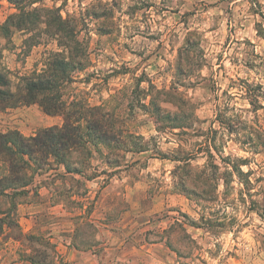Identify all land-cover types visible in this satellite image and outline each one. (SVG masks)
<instances>
[{"label":"rangeland","instance_id":"374dc122","mask_svg":"<svg viewBox=\"0 0 264 264\" xmlns=\"http://www.w3.org/2000/svg\"><path fill=\"white\" fill-rule=\"evenodd\" d=\"M26 2L0 66L72 58L64 99L127 130L84 161L117 165L118 264H264V0Z\"/></svg>","mask_w":264,"mask_h":264},{"label":"crops","instance_id":"0c3cea01","mask_svg":"<svg viewBox=\"0 0 264 264\" xmlns=\"http://www.w3.org/2000/svg\"><path fill=\"white\" fill-rule=\"evenodd\" d=\"M6 8L13 9L10 4ZM63 123L62 116L47 114L36 103L0 110V135L13 149L14 134L27 140ZM22 156L27 167L19 181L5 180L10 165L0 156V180L6 185L0 191V264H118V228L111 213L118 199L112 174L117 165H86V157L78 163L75 153L64 162L49 155L40 165ZM85 226L91 227L90 234Z\"/></svg>","mask_w":264,"mask_h":264},{"label":"trees","instance_id":"16d2710c","mask_svg":"<svg viewBox=\"0 0 264 264\" xmlns=\"http://www.w3.org/2000/svg\"><path fill=\"white\" fill-rule=\"evenodd\" d=\"M7 1L13 4L17 3L18 7L17 12L10 13L0 23V38L9 37L14 31L22 30L28 24L31 25V17L37 16L36 9L26 11L25 5H19L22 0ZM27 1L26 3L31 5L36 0ZM54 19H56L59 28L63 22L57 20V17L46 20L52 22ZM72 60L70 58L72 63L70 65L68 58L63 60L54 57L52 60H47L45 68L40 72L33 71L19 75H13L9 70L0 66V110L36 103L45 113L60 115L64 119L61 127L43 128L35 137L27 140H23L17 134L12 135L13 141L17 144L16 149L7 145L8 137L0 135V156L8 162L11 170L10 177L5 180L24 179L20 176L27 167V161L22 156L24 154H27L38 165L45 162L49 155H52L57 161L64 162L69 154L71 157L74 153L76 162L83 163L82 156L86 155L87 159L91 155V150H88L87 146L89 143L110 148L123 144L127 130L122 128L116 115L109 111L102 112L101 105L87 106L85 111L79 112L77 100L66 101L62 91H59L64 84L73 80L69 76L68 68L79 64ZM174 160L178 159L174 158ZM5 180H0V191L6 187ZM9 224L16 226L12 219Z\"/></svg>","mask_w":264,"mask_h":264}]
</instances>
